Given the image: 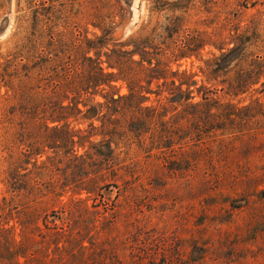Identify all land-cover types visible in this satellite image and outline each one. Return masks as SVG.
<instances>
[{"label": "rangeland", "instance_id": "374dc122", "mask_svg": "<svg viewBox=\"0 0 264 264\" xmlns=\"http://www.w3.org/2000/svg\"><path fill=\"white\" fill-rule=\"evenodd\" d=\"M140 1L139 19L125 32L138 0H0V72L16 67L21 71L20 65L30 60L36 66L44 64L42 46L49 35L60 34L65 40L71 32L90 39L104 37L112 48L131 37L148 36L154 29L160 33L175 16L181 29L200 32L212 41L224 40L234 27L244 30L255 21L246 51L249 59L264 66V0H189L184 11L168 8L186 0H158L163 9L156 11H152L155 0ZM153 41L166 52L161 37ZM65 48L53 49L61 54ZM32 52L37 57L27 59ZM218 54L210 43L197 55L168 65L171 71L193 73L199 85L212 91L217 104L234 105L213 108L215 115L206 118L209 126L221 128L199 132L196 145L186 136L173 140L169 149L162 148L158 137L164 126L157 115L162 111L160 102L168 107V94H147L149 100L143 105L157 107L138 116L146 118L147 125L120 102L122 113L112 116L113 123H105L114 132L109 141L115 158L100 172L103 181L93 175L91 179L76 176L61 152L44 146L42 136L51 134L42 124L53 125L46 119V107L20 104L0 81V264H264V67L256 83L234 95L227 91V80L238 68L207 79L206 61ZM38 78L37 67L26 92L39 97L46 80ZM158 83L153 80V91ZM116 85L120 94L127 93L124 81ZM95 101L105 100L96 94ZM179 111L169 108L162 118L177 122L181 129L189 127L188 118ZM131 120L138 122L130 124ZM70 121L74 129L94 133L92 140L103 139L101 117ZM131 125L139 128L136 132L146 131L133 134ZM174 166L185 169H171ZM12 169L15 190L8 181ZM66 179L91 181L95 193L73 194L69 186L62 190ZM21 235L24 256H15L11 240H20ZM80 235L85 236L82 244L87 249L81 248ZM55 242L65 247L57 249Z\"/></svg>", "mask_w": 264, "mask_h": 264}, {"label": "trees", "instance_id": "16d2710c", "mask_svg": "<svg viewBox=\"0 0 264 264\" xmlns=\"http://www.w3.org/2000/svg\"><path fill=\"white\" fill-rule=\"evenodd\" d=\"M188 3L189 0L184 3L176 1L168 9L172 11L185 10L188 8ZM161 9L163 8L159 6L158 0H155L152 11ZM179 21L180 19L176 16L174 19L170 18L160 33H157L154 29L152 34L148 36L131 37L128 42L116 44L112 48H108L104 37L97 36L90 39L86 35L78 37L71 32L65 40L60 34L57 36L49 35L47 45L42 46L45 48L46 53L44 64L36 66V62L30 60L37 57L32 52L26 57L30 61L20 65L21 71H18L16 67L12 72L7 70L0 72V81H3V85L11 89L14 98L18 96L20 104L27 103L35 107L42 103L41 105L46 107V111L49 112L46 119L52 122L53 125L49 126L47 121L42 124L44 132L51 134L42 136L44 146L61 152L73 165L76 176L91 179V175H93L103 181L100 172L106 169L107 165L109 166V160L115 158L111 140L109 141V136L112 139L114 132L109 131V126H106L105 123H113L115 118L112 116L116 113H122L119 110L121 109L120 102H124L126 105L124 107L125 111L138 117L142 115L143 110L149 112L157 108L153 105H143L144 102L149 100L148 93H155L157 96L163 92L168 94L165 96L169 101L168 107L160 102L159 107L162 111L157 115L158 123L160 126H164V129L161 130L162 135H159L158 138L161 140V147L166 149L171 147L173 140H180L186 136L193 142V145H196L197 140H200L198 137L201 133L199 132L207 133L210 129L221 128L218 125L209 126L212 124L206 118L215 115L212 109H218L220 106L225 108L234 107L230 103L217 104L218 100L211 96L212 91L205 85H199L194 79L193 73L169 70L168 64L170 61L179 60L192 54L197 55L199 50L206 44L211 43L219 50V54L206 61L210 69L207 73L208 80L216 79L220 74H228L238 68L235 76L227 80V91L237 95L245 92L250 85L256 83L261 75V68L264 66H260L257 59H249L251 54L246 51L252 39L250 28L255 26V21L247 24L244 30H240L239 26L234 27L233 34L221 41H212L210 38L207 40L201 36L200 32L181 29ZM157 36L163 39L162 43L166 45V48L163 49L166 52H161V48L154 43L153 39ZM58 45L60 47L61 45L66 46V51L60 50L61 54L57 53L53 48L58 47ZM125 46L131 47L125 48ZM90 52H94V55H91ZM102 55L105 56L104 60L101 58ZM162 55H165L166 58L159 57ZM244 63H247L248 66H243ZM232 64L234 66H231ZM162 65L163 67H161ZM37 67L41 71V78L37 80H46L42 87L45 91L39 97L26 92V84L31 82L32 70ZM120 80L127 85L128 91L125 94H120L116 85ZM153 80L160 81L156 85V91H153L150 87ZM96 94H100L105 101L94 102ZM115 95L117 96L115 97ZM83 96L90 97L83 98ZM196 97H199V99L196 100ZM65 100H67L66 104L64 103ZM103 107L106 109L104 113L102 112ZM169 108L177 111V113L181 110L188 118L186 121L190 123V126L181 129L177 122L163 120L165 114H162V112L167 113ZM109 114L111 116L110 120ZM79 116L86 119L101 117L103 124L99 134L103 136V139L94 141L91 138L94 133L91 131L71 127L70 119H76ZM140 118L137 119L147 125V119ZM135 122L138 121L131 120L129 123ZM198 124L202 125L198 127ZM89 126L92 129L96 128L92 122ZM133 127L131 125V128H129V131L133 134L139 133L138 135H140L146 131L140 129V132H136L139 128L133 129ZM185 131H188L189 134ZM192 133L194 137L191 138ZM167 140H171V142H167ZM85 143H88V145L86 146ZM80 148L84 151L79 154L78 150ZM48 160H50V157H48ZM181 161L185 162L184 158ZM37 164L35 160L33 165L36 166ZM171 169L185 168L174 166ZM14 175L15 169L10 170L8 181L13 190L17 189V180ZM62 186V190L68 186L72 187L73 194H80L82 191L89 194L95 193L91 181L75 179L69 181L66 179ZM98 187L103 188V186ZM36 228L38 230L42 229L40 226ZM84 237V235L79 236V243L82 249H87L86 245L82 244ZM11 244L16 245L11 251L13 255L24 256L25 244L22 235L20 240L13 238ZM55 245L57 249L65 247V245L58 246L57 242H55ZM8 251L10 252V250Z\"/></svg>", "mask_w": 264, "mask_h": 264}, {"label": "water", "instance_id": "95a60500", "mask_svg": "<svg viewBox=\"0 0 264 264\" xmlns=\"http://www.w3.org/2000/svg\"><path fill=\"white\" fill-rule=\"evenodd\" d=\"M132 1L134 2L135 0H132ZM140 7H141V1L140 0H138L136 5L132 6L129 18H128L125 26H124L125 32L128 31L130 28H132L136 24L137 20L139 19L138 13L140 12ZM135 12H137V13H135ZM135 14H136V16H135Z\"/></svg>", "mask_w": 264, "mask_h": 264}, {"label": "bare ground", "instance_id": "6f19581e", "mask_svg": "<svg viewBox=\"0 0 264 264\" xmlns=\"http://www.w3.org/2000/svg\"><path fill=\"white\" fill-rule=\"evenodd\" d=\"M136 13V12H135ZM136 15V14H135Z\"/></svg>", "mask_w": 264, "mask_h": 264}]
</instances>
